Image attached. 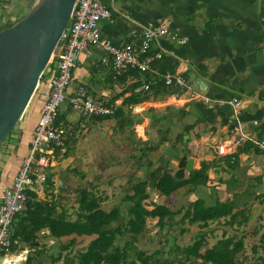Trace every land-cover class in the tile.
Listing matches in <instances>:
<instances>
[{
	"label": "crops",
	"instance_id": "1",
	"mask_svg": "<svg viewBox=\"0 0 264 264\" xmlns=\"http://www.w3.org/2000/svg\"><path fill=\"white\" fill-rule=\"evenodd\" d=\"M103 3L112 12L113 21H100L101 36L113 44L136 42L146 26L161 23L170 33L187 40L179 44L165 36L159 43L153 42L152 51L162 48L163 57L153 62L152 70L148 73L130 70L121 77H114L110 66L101 62L107 54L100 45L81 54L67 94L83 87L94 96L115 102L117 108L111 117L79 114L73 118L65 115L73 112L68 104L62 105L60 120L70 126V139L76 145L55 151L49 170L52 185L60 181L57 174L60 166L73 169L81 177L76 195L84 187L101 200L103 210L120 208L121 218L109 226L116 227L129 217L130 203L126 197L133 194L134 185L166 174L175 177L183 154L186 160H192V169L185 170L180 179H188L193 171L204 169L207 181L203 183L200 179L195 186L185 184L169 196L148 186L144 207L152 210L160 204L175 214L165 219L148 216L143 233L135 235L137 239L142 237L145 246L138 240L136 245L149 254L160 250L156 255L162 262L179 256L174 249L189 245L191 238L184 235L193 231L191 236L202 239L200 249L205 248L199 249L200 254L219 240L234 237L243 241L244 248L239 254L245 259L248 243L258 248L264 234V154L255 144L264 140V0H103ZM167 72L180 74L185 84L194 82V78L201 79L200 90L198 82L186 89L166 85L163 76ZM48 76L45 73L40 78L19 125L0 147V201L30 147ZM142 80L149 84V89L137 93L134 89ZM233 99L240 100V105L234 107L230 103ZM240 138L242 142L236 143ZM219 144L232 146L233 150L219 154ZM47 188V184L39 186L35 192L38 199L53 200L57 212L66 209ZM48 191L49 200L42 195ZM195 201H201L205 207L221 204L222 209H231L204 225L184 217ZM75 209L77 212V208L69 212L66 209L70 218ZM69 238H64L65 242ZM77 238L88 243L92 237ZM185 239L189 242L183 244ZM210 240L214 241L209 243ZM58 244L43 229L33 245L24 243L21 250L25 254L43 249L34 253L31 264L43 260L54 264L51 256L56 248L58 252ZM195 259L202 262L201 258ZM236 259L241 260L238 254Z\"/></svg>",
	"mask_w": 264,
	"mask_h": 264
},
{
	"label": "built area",
	"instance_id": "2",
	"mask_svg": "<svg viewBox=\"0 0 264 264\" xmlns=\"http://www.w3.org/2000/svg\"><path fill=\"white\" fill-rule=\"evenodd\" d=\"M101 20L112 22V12L103 0H75L70 23L64 30L53 56L49 62L46 80V93L42 101L39 118L33 128L30 147L23 161L19 164L11 185L3 190L0 201V257L2 264H16L26 261L23 243L14 235L15 216L23 211L30 199L29 191L37 192L39 186L46 183L49 170L54 164L55 151L63 150L71 136L69 125L57 122L60 109L67 103L71 110L83 116L111 117L115 114L116 104L105 97H97L79 87L72 95L67 94L71 83L73 69L83 52L100 45L107 54L101 58L103 64L109 65L114 77H121L130 70L148 73L152 64L163 57V49L152 51L153 42L169 36L179 44L186 43V38L170 33L165 24L146 26L137 36L136 42L113 44L101 36ZM41 75V76H42ZM164 83L177 88H185V79L180 74L167 72ZM149 84L142 80L134 89L139 93L148 90ZM234 107L240 100L230 101ZM242 138L236 143L242 142ZM256 147L264 154V140L256 141ZM232 151L226 144L217 145L219 154ZM41 233V232H40ZM43 233V232H42ZM16 246V250H11ZM22 249V250H21Z\"/></svg>",
	"mask_w": 264,
	"mask_h": 264
},
{
	"label": "trees",
	"instance_id": "3",
	"mask_svg": "<svg viewBox=\"0 0 264 264\" xmlns=\"http://www.w3.org/2000/svg\"><path fill=\"white\" fill-rule=\"evenodd\" d=\"M6 23L3 28L13 24ZM0 29V30H1ZM44 75V74H43ZM41 76V79L43 77ZM98 117V116H97ZM57 122H62L58 115ZM12 133H10L11 135ZM9 135V136H10ZM8 136V137H9ZM50 176L47 178L49 186H52ZM207 181L204 169L193 171L188 179H176L171 175H164L160 178H154L151 182H138L133 187V194L126 197L129 217L125 222L116 227H109L111 223L121 218V210L114 207L109 211L101 208V200L90 189L81 188L77 190V212L75 219H71L66 209L57 212L55 202L38 199L37 194L29 191L30 199L26 202L25 209L19 212L14 219V235L24 243L33 245L37 240V235L47 229L49 235L58 241V254L52 255V262L63 259L62 264H186L181 256L186 255L201 258L202 262L208 264H242L236 259L238 252L244 248L241 239L236 240L229 237L219 240L214 246L205 250L204 254L198 251L202 244V239L198 238L194 243L184 248L174 249L179 254L176 258L166 259L162 262L157 257L156 252L147 253L146 250L136 245L135 235L143 233L146 225V218L158 217L165 219L175 214L167 207L157 204L152 210H148L143 205V200L147 197L146 188L149 186L159 191V193L169 196L179 187L192 183L193 186ZM222 205L217 207H205L201 201L193 202L186 210L184 217H188L191 222L200 221L206 225L209 220H214L226 215L229 209H222ZM221 209V211H218ZM203 225V226H204ZM92 237L83 250L71 249V241L64 238L72 237ZM83 240V239H82ZM264 249V234L260 236V245ZM68 253L61 255L65 250ZM11 250H16L13 246ZM36 250V254L42 251ZM254 247L253 251L256 252ZM34 254L27 255L25 264H31ZM256 264H264V255H258Z\"/></svg>",
	"mask_w": 264,
	"mask_h": 264
},
{
	"label": "water",
	"instance_id": "4",
	"mask_svg": "<svg viewBox=\"0 0 264 264\" xmlns=\"http://www.w3.org/2000/svg\"><path fill=\"white\" fill-rule=\"evenodd\" d=\"M74 3L75 0H36L22 18L0 30V144L15 131L26 112L70 23ZM194 80L184 89L198 82L200 90L201 79ZM191 169L192 160L181 154L174 176L180 179L185 170Z\"/></svg>",
	"mask_w": 264,
	"mask_h": 264
},
{
	"label": "rangeland",
	"instance_id": "5",
	"mask_svg": "<svg viewBox=\"0 0 264 264\" xmlns=\"http://www.w3.org/2000/svg\"><path fill=\"white\" fill-rule=\"evenodd\" d=\"M35 1L36 0H0V29L3 27L4 24L12 23V22L15 23L17 20L22 18L24 16V14L32 7V5L35 3ZM46 74H49V72H46ZM79 114H80L79 112L73 111V112H69L68 114H65V115H67L68 117L72 116L73 118H76V116H79ZM62 117H64V115ZM6 139H5V141H6ZM5 141L3 142L4 144H5ZM11 142H13V139ZM2 144H0V147L2 146ZM68 145H69L68 148H70L71 146L76 145V141L74 139L69 138V140L67 142V146ZM60 167L62 169H60V168L57 169V174H58L60 181L59 182L55 181L54 183H56V185H54V186L52 184H51L52 186H49L48 182L44 183V185L47 184V186H48L47 189H50V191L52 190L53 193L55 195H57L54 198L55 201L57 203H59L60 205H62L64 208H66L67 211L69 212L71 209L78 207V206L76 207L77 202H76L75 198L77 197V195L75 194V190L78 187H80L79 183H81L80 182L81 177L77 173H75L73 171V169H70V168L65 169V167L63 165ZM74 170L78 171V169H76V168ZM55 173H56V171H55ZM50 181H51V179H50ZM51 183H53V181H51ZM48 193H50V192L48 191L47 194L42 193V195L43 196L46 195V199L49 200L51 198H50V196H48ZM72 213H73V215L71 218L74 219L76 216V214H75L76 209ZM191 234H193V231L192 232L189 231V232L185 233V235H184L188 238L189 237L191 238L189 240L190 241L189 244H192V243H194V241H196V238L194 236H191ZM70 239H71V237L68 239V241ZM137 240L139 241V244L142 247L145 246L143 244L142 237H139ZM256 240L258 241V238H256ZM138 241L136 243H138ZM189 241L186 240L185 242H182V243L185 244ZM213 241L214 240H210L209 243H211ZM71 243L73 245L72 249L76 247L75 249H77V250H83L84 246L87 243V240L81 241L76 237V240H71ZM155 243H157V242H155ZM251 245H252V243H248L246 251L244 252L245 254H243L245 259L243 258V256L241 258V254H239V252H238V257H239V259H241L240 261L242 262V264H256V261L258 260L257 256L258 255H264L263 247H261V246H258V248L256 247L257 250L255 252V251H253V248H254V246H257V245H254V246H251ZM50 247H52V245ZM54 247H56V246H54ZM201 249H200V251H201ZM204 249H202V251ZM17 251L18 250H16V252ZM55 251L56 252H53V253H55V255L58 254L57 248ZM68 251H69V249L63 251L61 253V255H65L66 254L65 252L68 253ZM156 251L159 254L161 252L158 249ZM30 252H31V254L35 253L32 250L29 251L28 253L30 254ZM184 256L185 255H182V258H183L182 261H184L186 264H208V263L201 262L200 260H196L195 259L196 257L195 258H189V260H185ZM25 262L26 261L22 260V261L16 262V264H25ZM0 264H2L1 257H0ZM40 264H48V260H46V261L43 260ZM54 264H62V259L54 262Z\"/></svg>",
	"mask_w": 264,
	"mask_h": 264
}]
</instances>
